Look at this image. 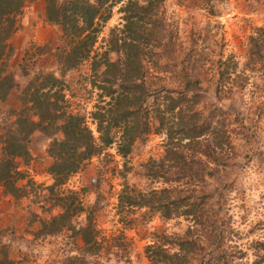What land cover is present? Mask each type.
<instances>
[{
	"label": "trees",
	"instance_id": "obj_1",
	"mask_svg": "<svg viewBox=\"0 0 264 264\" xmlns=\"http://www.w3.org/2000/svg\"><path fill=\"white\" fill-rule=\"evenodd\" d=\"M26 2L0 0V100L6 98L18 82L15 72L7 66L6 48L8 38L18 28V17ZM44 2L46 19L61 26L60 40L54 50L61 70L74 67L83 58L88 60L89 82L97 89L98 97L89 111V121L66 100L69 84L63 73L57 75L33 67L20 89L21 106L13 111L15 125H8L0 134L3 143L0 146V184L14 195L26 194L25 184L18 182L27 177L26 170L20 167L17 158L22 159L23 164L32 158L28 143L34 129L48 135L59 131L61 136H53L47 147L53 157L47 171L53 180L43 185L52 195L58 211L39 216V229L48 234L73 227L72 242L78 245L80 236L82 244L78 247L83 256H97L102 251V236L96 229L95 218L88 212L84 224L77 228L73 225L74 218L86 208L77 197V189L62 187L64 179L109 145L115 144L119 154L127 155L135 139L154 128L165 134L164 152L160 158L149 160L146 173L167 185L144 190L126 183L118 193L117 209L121 219L129 223L133 218H128V211L145 207L164 217L184 216L199 225L189 226L183 233L153 231L144 247L149 264H237L232 261L236 251L227 248L204 258L207 250L203 234H210L205 229L208 226L205 225V194H196L190 186L213 173L206 171V162L224 164L228 157L231 142L225 118L216 117L213 112L204 114L197 108L199 77L183 72L177 78L178 83L172 86L161 83L162 77L151 75L148 69L149 64L161 65L160 48L168 44L162 14L164 0ZM117 3H120L121 22L109 28L103 44L95 46L102 24ZM245 44L243 62L233 53L217 58L215 91L218 95L243 90L247 71L258 70V63L264 61V23L251 25ZM177 50L181 51V47ZM186 54V60L183 58L180 62L195 66L196 59L191 52ZM18 71L28 74L22 62L17 65ZM187 186L189 188H185ZM75 198L78 204H73ZM207 219L214 225V218ZM10 263L9 246L0 242V264Z\"/></svg>",
	"mask_w": 264,
	"mask_h": 264
},
{
	"label": "rangeland",
	"instance_id": "obj_2",
	"mask_svg": "<svg viewBox=\"0 0 264 264\" xmlns=\"http://www.w3.org/2000/svg\"><path fill=\"white\" fill-rule=\"evenodd\" d=\"M44 4V0H27L18 28L8 38L6 62L18 82L0 100V134L8 125H15L13 111L21 106L20 89L33 67L63 73L69 84L66 100L90 121L89 111L98 96L89 82V61L83 58L74 67L61 70L54 55L61 26L46 19ZM119 6H113L102 24L95 46L103 44L109 28L121 22ZM162 7L168 44L160 48L161 65L149 64L150 74L160 75L161 83L172 86L183 72L199 77L197 108L225 118L229 129L231 149L225 165L206 162V171L213 173L190 185L196 194H205V229L210 234H203L204 258L227 248L236 251L232 261L237 264H264V61L258 63V70L247 71L246 85L240 92L218 95L215 91L217 58L233 53L240 62L246 59V36L251 25L264 23V0H164ZM189 51L196 59L195 66L180 62ZM19 62L25 64L28 74L16 72ZM53 136L61 133L48 135L34 129L28 143L32 158L26 164L17 158L26 170L27 177L18 181L25 184L26 194L14 195L0 184V242L9 246L10 264H149L144 247L153 231L183 233L189 226L199 227L184 216L164 217L145 207L128 211V218H133L129 223L118 213V193L126 183L144 190L167 185L146 173L149 160L164 152L165 134L151 128L135 139L127 155L119 154L115 144L109 145L64 179L62 187L77 189V197L86 208L74 218L73 225L84 224L88 212L95 218L102 236L99 255L83 256L78 247L80 236L78 245L72 242L73 227L43 233L39 216L58 211L43 186L53 180L47 171L53 160L47 152ZM76 198L73 204H78ZM208 217L214 218V225Z\"/></svg>",
	"mask_w": 264,
	"mask_h": 264
}]
</instances>
